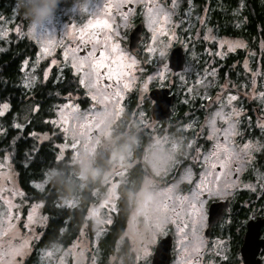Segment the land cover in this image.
I'll return each instance as SVG.
<instances>
[{
    "label": "rangeland",
    "instance_id": "rangeland-1",
    "mask_svg": "<svg viewBox=\"0 0 264 264\" xmlns=\"http://www.w3.org/2000/svg\"><path fill=\"white\" fill-rule=\"evenodd\" d=\"M107 1L110 4L117 2V0ZM260 1L264 2V0ZM94 2L99 13L95 20L98 18L104 24L85 28V40H91L90 44L95 46L96 50L105 52V56L108 57L106 62L112 65L114 73L120 74L119 79L115 74L111 80L103 75L98 79L92 72L91 57L85 59L80 55L77 41L81 35L80 29L84 25L66 20L64 14L56 10L55 23L50 30L54 33V43L42 44L38 35L35 33L29 35L28 21L14 10V0L8 15L4 14V9L0 10V28L5 30V35L0 36V55L7 52L13 42L19 39L20 41L27 39L35 44L37 47L35 56L26 59L21 66L22 86L25 87L26 78L31 81L29 86L25 87L27 90L33 89L40 82H46L53 74L56 80L62 79L66 69H70L76 75L79 83L81 79L84 80L80 85L89 102L81 104L80 96L68 95L64 101L52 104L50 116L45 119L46 123L63 134L64 140L57 144L58 157L63 158L67 151H71V161L78 166V170H73L72 174L81 180V184H84L83 181L91 174L99 173L95 168L99 151L110 149L116 143L118 138L115 133L119 131L117 124L120 121H122L121 125H125L132 119V127L136 128L137 132L143 131L146 134L148 144L142 155V162L147 174L134 198L133 210L125 233L116 245L119 250L124 246L123 243L129 242L128 256H112L109 264H126L128 260L135 264H150L154 247L169 233H172L174 241L177 242L173 264H184L186 258L192 259L188 253L191 252L194 244L200 242L203 248L200 264H209V262L215 264L217 258L229 256V246L222 241L210 247L207 244L204 232L207 228L209 202L235 198L240 190H244L249 195L262 194L264 205V170L258 169L255 159L256 154L264 150V99L259 97V93L264 92V68L259 65L255 67L252 62L254 54L246 50L247 43L242 38L220 34L219 30L207 25L211 17L209 11L199 15V8L195 7V18L193 23H190L193 18L188 19L191 10H187L185 17L177 11V7L181 6L180 0L179 5L168 8L154 4L151 14L149 8H146L145 37L142 39L140 49L133 52L124 46L127 40L128 19H113L104 11L105 0H94ZM128 2L134 0L123 1L125 4ZM244 6V0H240L238 6L230 11L236 29L243 25L241 16ZM215 8L217 7L211 8L212 14ZM220 10L229 13L223 6ZM75 12L80 11L75 10ZM164 13H168L167 17ZM95 20H92L93 24ZM203 22H206L204 27ZM70 26H72V35L63 36ZM206 34L210 37L207 40L204 39ZM236 42H242L245 47H236L229 51L228 44ZM179 43L184 45L187 59L183 71L173 73L168 66L167 58L170 50ZM164 45H167L166 57L160 58L158 51ZM44 48L48 51H44ZM148 48L156 51L149 53L146 51ZM244 50L247 51L248 56L235 64V67L240 66L237 82L230 78L222 81L213 67L214 64ZM133 58L136 61L134 64ZM73 64L76 67H73ZM102 70H98L99 73L102 74ZM254 73L256 83L253 86L250 82ZM32 77L35 79L32 80ZM104 77L110 81L108 85L101 84ZM198 80L200 83H197ZM164 87L176 93L179 105L191 106L199 99L202 102V114L194 115L169 133L167 131L169 126L164 127L162 122L153 120L148 116L145 108L149 91ZM117 89L120 92L119 97L113 96ZM132 95L136 97V101L133 104L131 102L129 108ZM229 95L237 97L231 102V106L241 110V117L240 135L229 137L228 144L234 145L237 152H242L245 144H251L247 150L250 158L239 164L234 158L230 171L221 169L219 163L214 160L210 159L208 162L204 160L216 144L217 136L213 132V138H209L208 121L211 114L222 105L224 112L227 113ZM150 101L152 104L153 101ZM69 103L75 107L65 108L64 105ZM246 103L255 104V123L245 121L248 116ZM34 106L36 105L31 102L26 103L11 118L9 124L2 120L8 112V107L5 108L3 115H0V129H3L0 131V138L6 136L10 128H17L13 126L15 124L23 127L31 115L38 111V108L33 111ZM176 108L177 101L172 108V116ZM58 110L67 119V124L61 123ZM97 113H100V116H97ZM93 116L96 117L97 123L89 130V117ZM53 120L57 123L53 124L51 122ZM243 124L250 127V133L257 129V135L245 136ZM184 125L191 127L185 129ZM223 126V122L217 119L216 128ZM65 127L68 129L67 132L63 131ZM44 139L47 137L41 140ZM219 140L223 143L224 137L219 136ZM189 141H192L191 147L188 146ZM134 143L140 144L141 141L135 140ZM126 149L119 154L113 153L112 165L102 177L103 187L94 190V202L88 209L87 221L79 236L67 247L53 243L38 249L36 264H96L100 260L99 241L104 237L108 227L113 224L120 186L128 180L131 169L137 163L133 160V148L130 144ZM196 149H199V153ZM211 163H216V167L211 168ZM189 170L190 175H187L186 172ZM56 175V171L49 170L42 179L34 182L33 186L39 191H44ZM170 186L171 190H169ZM204 194H207L206 199L203 197ZM198 201H203L205 209L203 214L198 208L192 207ZM76 205L78 198L69 195L62 197L59 202L61 207ZM29 212L33 214L32 220L28 218ZM231 219L232 217L229 216L224 220L223 226L230 225ZM45 222L42 203L30 202L26 199L19 185L11 155L9 153L0 155V229L6 232L0 240L12 239L14 244H18L23 238L28 242L23 254L14 257L15 264H22L32 253L40 237L39 229ZM25 223L28 225L27 228L24 227ZM217 251L220 255L216 254ZM46 252H50L51 255H45Z\"/></svg>",
    "mask_w": 264,
    "mask_h": 264
},
{
    "label": "trees",
    "instance_id": "trees-1",
    "mask_svg": "<svg viewBox=\"0 0 264 264\" xmlns=\"http://www.w3.org/2000/svg\"><path fill=\"white\" fill-rule=\"evenodd\" d=\"M245 6L241 18L243 25L236 29L233 26L231 9L237 6L236 0H228L227 9V31L225 35L240 37L247 43V49L253 52V64L264 68V2L260 0H244ZM12 0H0V10L4 14L10 13ZM233 19V20H231ZM37 48L34 44L24 41L19 44H12L11 48L0 55V107L8 105V112L3 117V122L10 123L11 118L18 113L28 102L38 106V111L31 115L28 122L22 128H10L3 138H0V155L9 153L18 176L19 185L30 202L42 203V211L46 222L39 229L40 237L35 243L32 253L22 264H36L38 249L53 243L65 247L71 245L79 236L80 231L87 221V214L90 205L94 202V190L102 188L103 174L112 165L113 153L125 152L130 144L133 148V160L137 163L130 171L128 180L120 186L118 211L114 223L108 227L104 237L99 241L100 260L96 264H109L112 256H125L128 245L119 250L115 247L117 241L125 233L131 212L134 206V198L141 189L147 170L142 162V153L147 143V136L143 131L137 132L132 127L131 120L125 125L118 123V138L110 149H102L97 156L95 168L99 171L97 175H90L81 184V180L72 172L78 170V166L71 161V151H67L63 158L58 157L57 144L64 140L63 134L46 123L45 119L50 116V107L56 102L64 101L68 95L80 96L81 104L89 102L85 91L81 87L78 78L70 69L65 70L62 79H55V74L46 82L38 83L33 89L27 90L20 82L21 64L25 57H32ZM238 51L225 60L214 64L219 78L224 81L230 78L237 82V75L240 66L235 67L242 59L246 58L247 51ZM136 101L132 95L129 108ZM177 108L175 114L168 120L162 121L164 127L169 126L167 131L173 132L175 127L184 123L196 114H202V102L197 99L191 106L179 105V98L176 99ZM145 108L148 116L151 101L146 97ZM255 104H245L247 110L246 122L255 123ZM132 110V109H131ZM130 110V111H131ZM116 125V126H117ZM129 127V129H128ZM245 136L257 135V129L250 133V127L242 125ZM34 134V135H30ZM47 137V139L41 140ZM131 139V140H130ZM140 140V144H135ZM114 149V151H112ZM257 165L264 169V151L259 157ZM54 170L57 175L52 178L44 191H39L33 183L39 181L45 172ZM78 198V205L75 207L59 206L60 199L66 196ZM120 251L115 253V251Z\"/></svg>",
    "mask_w": 264,
    "mask_h": 264
},
{
    "label": "flooded vegetation",
    "instance_id": "flooded-vegetation-1",
    "mask_svg": "<svg viewBox=\"0 0 264 264\" xmlns=\"http://www.w3.org/2000/svg\"><path fill=\"white\" fill-rule=\"evenodd\" d=\"M123 1L124 0H117L116 4H110L107 0H105V3L103 4L105 6L104 11L106 15L111 16V18L113 19L115 18H127L128 19L129 26L127 27V31H126L127 40L124 42V46H127V47L129 45L130 33L138 25L139 22H143L144 24L142 39L145 37L144 35L146 33L147 20H146V16H144V10L146 8H152L154 4L157 6L163 5L167 8L179 5L178 4L179 0H175V3H173V0H134V2H128L127 4L123 3ZM180 1H181V6L177 7L178 9L177 11H179V13L185 17V13H188L187 10H191V14L188 16L189 17L188 19H191L192 17L193 18L192 20H190V23H193L194 18H195L194 17L195 7H198L199 15L206 14L208 11H209V14L211 13V17L207 25H209L211 28H215V30H219L220 34L224 35L226 33L227 31L226 12L227 11L225 10V12L223 13V10H220V8H222L223 6L225 7V9H227L228 0H180ZM239 1L240 0H236L237 6H238ZM79 3H80V0H58V6L56 10L60 11V14L63 13L64 14L63 16L66 20L76 21L77 25H86L90 19L95 20L96 16H93V15L97 14L98 12H97L96 3L94 2V0H91V9H92L91 12L80 11L77 7ZM213 6L217 8H215L216 10H214L212 14L211 8ZM75 10H79L80 12H75ZM205 24L206 22H203L202 26L204 27ZM205 30L206 29H204V31ZM24 41L34 44L33 42L27 39H24L22 41H20L19 39L13 43L19 44V43H23ZM141 43H142V40L139 43L137 49L133 50V52L140 49ZM77 45L79 47V53L82 57H87V53L91 51L93 48L92 44L89 43V44L83 45L82 43H79V40L77 41ZM100 51L101 50L99 49L96 51L97 58H99ZM35 54L33 56H35ZM28 58H31V57L29 56L25 57V59L22 61V64ZM105 71L106 69H103L102 73ZM109 83L110 81L106 79L105 77L103 78V81L101 82V84H106V85H108ZM144 150H143V153H144ZM263 151L264 150L256 154V158H255L256 161L260 159L259 157ZM258 169H261V167H259ZM203 197L204 199H206L207 194H204ZM224 200H221V199L212 200L209 202V205L213 202L224 201ZM231 200L232 202H231L230 209L226 212L223 220L211 228L208 236L204 232V236H205V239L209 247L215 244L216 242L220 243L222 241L224 242V244L228 243L227 245L229 246V256L225 255V256L217 258L215 260V264H244V260L241 255L240 248L244 242L245 234L247 232V223L252 217V215L264 218V205H263L262 194L254 193L252 195H249L248 192L244 190H240L237 196L235 198H231ZM117 211H118V204H117L116 211L114 212L113 223L115 221ZM229 216L232 217L231 220L233 223L231 222L230 225L223 226L224 220H227ZM207 227H208V216H207ZM259 238L264 240V225L261 228ZM118 243L119 241L116 242L115 247ZM158 243L156 244V246L158 245ZM123 245H128V250H129L130 248L129 242H125L123 243ZM156 246L154 247V251L150 258L151 261H152V257L155 252ZM176 246H177V242H175L173 239L171 251H170L171 260L169 264H173V261L175 258L174 256L176 253L175 252ZM128 250L126 251V253L129 252ZM118 252L120 251L118 250L115 251V253H118ZM126 256H128V254H126ZM258 258H260L261 264H264V248L260 250L258 254ZM126 264H135V263L128 260Z\"/></svg>",
    "mask_w": 264,
    "mask_h": 264
},
{
    "label": "snow or ice",
    "instance_id": "snow-or-ice-1",
    "mask_svg": "<svg viewBox=\"0 0 264 264\" xmlns=\"http://www.w3.org/2000/svg\"><path fill=\"white\" fill-rule=\"evenodd\" d=\"M173 3H175V0H173ZM148 11L151 14L152 9L149 8ZM98 14H95L93 16H98ZM164 15H165V17H167L168 13H164ZM101 24H104V22L98 18L95 20V24H93V21L90 19L88 21V23L80 29L81 35L79 37V43H82V44L92 43L91 40H87V41L85 40L84 29L100 26ZM161 31H163V30L161 29ZM28 33H29V35H32L34 33L31 27H29ZM3 35H5V30L0 28V36H3ZM69 35H72V26H70L69 30L63 34V36H69ZM209 38L210 37L208 34H206L204 37L205 40H207ZM40 41L42 44L47 43V44L51 45L54 43V39L51 37H40ZM236 47L243 48V47H245V45L242 42H236L234 44L233 43L228 44L229 51L234 50ZM166 48H167V45H164L163 47H161L159 49L158 56L160 58L166 57ZM43 50L48 51L47 48H44ZM96 51L97 50H96L95 46H93L92 50L87 53V57H91V67H92L93 74L96 75L98 79H99L100 75H103V76H106L109 80H111L113 78V75L115 74L117 76V79H119L120 74L114 73V69H113L112 65L106 62L108 60V57L105 56V52L103 50H101L99 52V58H97L96 57ZM146 51L149 53H152L156 50L153 48H148ZM87 57H85V59H87ZM132 63L133 64L136 63L134 58L132 59ZM73 67H76V65L73 64ZM165 67H166V65H165ZM100 69H106V71L101 74L98 71ZM214 71L215 70H213V73H214ZM46 75H47V73L45 72V76ZM160 75H162V73ZM34 79H35V77H32V80H34ZM181 79H183V77H181ZM30 83H31V81H29L26 78L25 87H28ZM80 83L83 84L84 80L81 79ZM197 83H200V81L198 80ZM250 83L253 86L255 85V83H256L255 73L253 74V78H252ZM125 87H127V85H125ZM113 96H115V97L120 96L119 89H117L113 93ZM259 97L264 99V92H260ZM236 99H237V97L235 95H229L227 97V101H228L227 107L229 109L227 111V113L224 112V106L222 105L220 108L217 109L216 112H213L211 114V118L208 121V123L210 125L209 138L212 139L213 138V132H215L217 134V136L215 137L216 138V144L213 146V149L211 150L209 155H206L204 157L205 162H208L210 159L214 160L216 163H219L221 169H228L229 171L231 170L230 165L232 164V161L234 158L236 159L237 164H239L240 162L250 158L248 156V151H247L251 147L250 143L245 144L243 146L244 150L242 152H237L235 150L234 145L229 146V144H228L229 137H235V136L240 135L239 124H240L241 110L236 108V107L231 106V102L235 101ZM7 107H8L7 104L3 105V107H0V115H3V110ZM64 107L67 108V107H75V106H73L69 103V104L64 105ZM37 108H38V106H34L33 111L37 110ZM58 115H60L61 123H63V124L68 123L67 119L64 118L63 113L59 110H58ZM96 115L100 116V113H97ZM217 119H219L220 121L223 122V125H224L223 127L216 128ZM89 121H90V123L88 124V129L90 130L97 123V120H96V117L93 116V117H89ZM51 122L53 124L57 123V121H55V120H53ZM13 126L17 127V128L22 127V125H20V124H15ZM183 127L185 129H187V128L191 127V125H184ZM0 131H3V129H0ZM63 131L67 132L68 129L65 127L63 129ZM30 135H34V134L30 133ZM221 135L224 137L223 143H221V141L219 140V136H221ZM191 144H192V141H189L188 146L191 147ZM196 151H197V153H199V149H196ZM197 158H199V157H197ZM216 163H211L210 167L215 168ZM186 174L190 175V170L187 171ZM217 179H219V177H217ZM227 187L228 186H226V188ZM169 190H171V186H170ZM192 207H193V209L198 208L199 211L201 212V214H203V212L205 211L204 206H203V201H198V203L196 205H192ZM28 218H29V220H32L33 214L31 212H29ZM9 227H11V224H9ZM24 227L25 228L28 227L27 223L24 224ZM181 231H183V229H181ZM4 235H6L5 230L0 229V237H3ZM27 243H28L27 240L23 239V238L20 240V243H18V244H14L12 239H8L6 241L0 240V264H15L14 257L17 255L23 254V249L25 247H27ZM202 251H203L202 242L194 244L192 249H191V252L188 253V256H191L192 259L186 258L184 261V264H200V257L202 255ZM216 254L220 255V252L217 251ZM45 255H51V253L46 252ZM209 264H211V262H209Z\"/></svg>",
    "mask_w": 264,
    "mask_h": 264
},
{
    "label": "water",
    "instance_id": "water-1",
    "mask_svg": "<svg viewBox=\"0 0 264 264\" xmlns=\"http://www.w3.org/2000/svg\"><path fill=\"white\" fill-rule=\"evenodd\" d=\"M144 29L143 22L131 31L129 36L128 49L133 51L137 49L142 40ZM186 52L183 44H176L168 54V66L173 73L183 71L186 63ZM148 98L153 101L149 108L151 118L157 122L168 120L172 117L173 106L176 102L177 95L170 88H153L148 93ZM231 199L216 201L209 205L208 208V227L205 234L208 236L211 228L221 222L226 212L230 209ZM264 225V218L252 215L247 223V232L244 242L240 248L244 264H261L258 254L264 248V240L260 239L261 228ZM173 236L169 233L160 240L155 248L151 264H169L171 260V246Z\"/></svg>",
    "mask_w": 264,
    "mask_h": 264
},
{
    "label": "clouds",
    "instance_id": "clouds-1",
    "mask_svg": "<svg viewBox=\"0 0 264 264\" xmlns=\"http://www.w3.org/2000/svg\"><path fill=\"white\" fill-rule=\"evenodd\" d=\"M58 0H14V10L19 12L39 37L54 38L50 30L55 23ZM80 11L91 12V0H80Z\"/></svg>",
    "mask_w": 264,
    "mask_h": 264
}]
</instances>
